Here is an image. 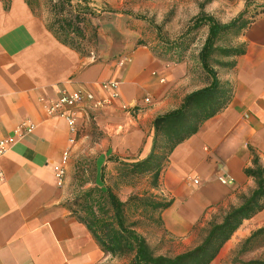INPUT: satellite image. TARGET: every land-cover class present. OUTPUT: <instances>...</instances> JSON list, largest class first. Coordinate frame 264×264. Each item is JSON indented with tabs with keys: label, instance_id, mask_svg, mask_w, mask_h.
<instances>
[{
	"label": "crops",
	"instance_id": "crops-1",
	"mask_svg": "<svg viewBox=\"0 0 264 264\" xmlns=\"http://www.w3.org/2000/svg\"><path fill=\"white\" fill-rule=\"evenodd\" d=\"M89 1L94 6L98 0ZM243 9L238 4L235 16ZM203 31L180 61L147 45L125 47L110 60L97 53L94 62L57 40L27 0H0V140H11L0 157V264L103 263L101 249L68 206L90 183L71 194L70 175L93 155L97 179L91 188L105 189V171L115 177L118 162L150 154L154 120L212 81L198 60ZM237 44L245 53L234 58L232 69L217 71L221 84L231 88L229 105L172 151L158 186L150 190L155 198L172 201L160 217L179 238L192 241V232L241 205L255 189L244 173L254 156L264 167V9ZM107 82L117 83L118 98L102 90ZM77 90L84 99L73 136L65 118L51 117L47 109L61 92ZM22 124L34 128L20 137ZM65 150L70 151L66 177L58 188L52 169ZM131 193L127 186L115 191L121 202ZM261 228L264 210L244 221L228 242L238 244Z\"/></svg>",
	"mask_w": 264,
	"mask_h": 264
},
{
	"label": "trees",
	"instance_id": "trees-1",
	"mask_svg": "<svg viewBox=\"0 0 264 264\" xmlns=\"http://www.w3.org/2000/svg\"><path fill=\"white\" fill-rule=\"evenodd\" d=\"M73 1L48 0L47 8L53 19L46 27L62 44L78 51L85 58L93 57L96 62V54L92 51L83 52L86 46L97 40L95 30L88 32L89 20L95 16V11L90 7L89 0H76L75 4ZM212 1L199 3V14L192 19L185 34L175 41L165 40L160 27H155L161 43L157 51L161 57L173 62L180 61L196 41L198 33L207 29L198 60L202 70L212 78L209 86L187 95L178 109L154 120L152 149L146 158L137 162H118L117 175L112 185L106 184L105 189H86L71 203L72 214L86 226L102 253L111 258H128L126 264H211L243 222L264 210V167L254 156L253 167L245 169L244 173L254 180L255 189L242 198L240 206L230 208L218 219L213 218L208 222L198 245L187 252L168 257L155 255L138 229L144 227V224L145 228L151 224L163 227L160 215L171 206L172 201H162L146 194L132 195L126 202H121L114 192L119 186H133L135 181L147 176L151 188H156L172 151L229 105L231 88L221 84L217 79V71L232 69L235 66L234 58L245 53L244 45L237 44V39L256 16L248 17L245 9L230 22L222 24L204 12L205 6ZM27 2L34 10L35 1ZM137 46L146 45L137 42ZM103 179L101 175L102 182ZM255 246L264 247V228L254 231L241 243L237 257L250 252ZM246 264L264 262L250 261Z\"/></svg>",
	"mask_w": 264,
	"mask_h": 264
},
{
	"label": "rangeland",
	"instance_id": "rangeland-1",
	"mask_svg": "<svg viewBox=\"0 0 264 264\" xmlns=\"http://www.w3.org/2000/svg\"><path fill=\"white\" fill-rule=\"evenodd\" d=\"M33 2L36 13L42 17L45 25L48 26L52 22V15L49 13L47 4L48 0H34ZM204 0H98L94 1V6L90 7L95 11V16L90 18V26L88 32L96 31L97 40L94 44L86 46L84 53L92 51L99 54L102 58L113 59L119 57V52L128 46H137V42H142L146 46L158 50L161 46L158 40L155 27L159 26L161 35L165 40L175 41L184 35L187 28L191 25L192 19L199 12V3ZM76 0L73 1L75 4ZM238 4H243L244 9L248 11L249 16H257L264 9V0H213L206 5L204 12L213 16L217 21L219 19L227 21L233 20ZM126 13L127 15H124ZM235 16V17H234ZM141 18L142 20H138ZM230 20V21H231ZM228 21V22H230ZM222 23L221 21H219ZM227 22V23H228ZM225 24V23H222ZM205 30V29H204ZM142 32V33H141ZM204 31L201 30L196 36V41L191 45V50L197 43L198 39L202 40ZM187 51V54L189 52ZM187 54L183 57H187ZM93 155L86 156L80 163L79 173H71L70 183L67 190L69 193H76L79 187L85 186L91 188L97 179V168L93 165ZM76 169V166L74 167ZM73 168V169H74ZM105 180L107 185H112L115 177L110 172L105 171ZM123 186H119L115 191ZM132 195L152 194L150 190V178L142 177L135 181L133 186H129ZM114 191V192H115ZM69 202L68 206L71 207ZM138 232L145 237L155 255L174 257L194 248L203 238V230L191 233V240L187 238H179L167 231L164 227L156 225H148L141 227ZM244 241V240H243ZM242 241V242H243ZM235 244L230 241L224 245L216 260L211 264H241L250 261L264 262V247H254L250 252L238 256L237 250L241 243ZM235 244V245H234ZM233 245V246H232ZM236 260L238 262H236ZM128 258H111L109 255L103 254L102 264H126Z\"/></svg>",
	"mask_w": 264,
	"mask_h": 264
},
{
	"label": "built area",
	"instance_id": "built-area-1",
	"mask_svg": "<svg viewBox=\"0 0 264 264\" xmlns=\"http://www.w3.org/2000/svg\"><path fill=\"white\" fill-rule=\"evenodd\" d=\"M93 58V57H92ZM124 61L120 62L119 65H122ZM103 91L111 92L110 96L112 98H118V94L116 92L117 83L115 82H107L101 85ZM84 99V93L81 90L73 91L71 93L61 92L56 102L52 103L48 109L47 114L51 117L58 116L65 118L70 127V132L73 136L77 134L76 129V109L79 105L82 104ZM99 106V104H98ZM131 109H135V107H131ZM32 125L22 124L16 131L17 135L23 137L25 134H30L33 131ZM75 142V138L71 137L69 143L72 145ZM11 145V140L1 139L0 140V157L6 154ZM69 150H65L62 154L61 161L53 167V175L58 188H62L65 182L66 177V167L69 159ZM1 177V174H0ZM223 184H228L231 182L229 179L221 180ZM197 184L196 181H194Z\"/></svg>",
	"mask_w": 264,
	"mask_h": 264
}]
</instances>
